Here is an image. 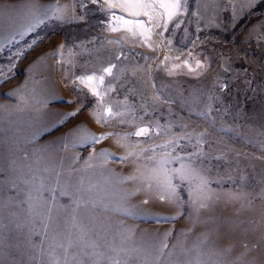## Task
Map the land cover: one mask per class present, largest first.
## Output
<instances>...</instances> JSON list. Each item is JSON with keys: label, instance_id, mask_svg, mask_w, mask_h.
<instances>
[{"label": "rangeland", "instance_id": "374dc122", "mask_svg": "<svg viewBox=\"0 0 264 264\" xmlns=\"http://www.w3.org/2000/svg\"><path fill=\"white\" fill-rule=\"evenodd\" d=\"M18 1L0 0V5L9 3L10 6H13ZM55 1V5H61L62 0ZM65 1L69 4L72 13L69 11L62 21L50 18L51 14L49 13V17H45L44 22L32 31H27V29L35 22L36 17H32L30 23L23 27L24 29L5 28L0 32V108L3 105L9 106L10 109L13 108L9 110V113H4V119L0 118V156L11 154L10 158L3 161L4 163L2 162L3 164L0 163V202H6V198L1 196H7L9 199L8 203L0 204L2 212L7 209L10 212V206L14 203L18 204L16 207L21 210L26 209L27 205L22 206L26 203H20V206L19 203H16L18 202L16 199L21 195H29L30 198L37 195L35 197L38 201H48L50 204L61 203V208L69 206L72 197L65 195L62 191L70 184L67 176L77 169L67 171L65 167L53 166L54 169L56 168L53 171L56 178L51 179L53 175H50L52 173L50 169L53 167L50 168L52 163L49 160L52 158L53 162L56 159L57 162L63 163L64 160H68L64 155L76 152L77 156L74 159L77 166L74 168L83 167L84 171L81 170V172L84 173L82 175L85 176L83 181L85 184L87 177H90V170L87 168L90 165L87 164L88 159L94 157L97 150L110 141L115 134H122L123 131L128 134V132L136 130L135 127L129 131L127 124L119 122L121 117L112 120L109 124L97 123L94 114H103L101 102L79 83V77L94 73L102 74V69L109 64H115L116 67L113 69L112 76H105L103 86L106 89L109 87L113 89L109 92L110 99H113L112 102H116L115 104L119 106L124 104V106L128 105L132 106V109L134 108L130 115L134 121H137L135 126L147 125L150 129L159 132V135L152 133L150 137L131 136L128 141L138 140L137 142L147 149L162 145L169 139H177L183 145V148L177 149V152L186 155L195 150L193 145L199 138V134L204 133L203 150L210 155L209 158L213 165L209 162L208 164L212 177L222 178L225 171L234 166L233 160H242V164H246L250 159H254L264 167V0H244L245 3L242 2L243 4L238 5L239 7L234 5L233 0H227L225 8L223 7L220 13L217 15L205 13L206 18L204 10L200 8L199 0H187L183 12L168 24L166 30L153 29L154 33L158 31L161 34H153L152 48L140 43V37H137V42H129L124 40L123 31L108 32L105 29L107 10L102 11L99 5L91 4L90 0H87V9L79 7L80 0ZM208 1L212 2V0ZM228 4L231 6L229 7ZM113 11L121 15L124 14L119 9ZM85 13L86 18L81 20L80 17ZM10 16V12L1 13L0 19L4 18L10 21ZM138 19L146 18L139 17ZM109 40L113 43H108ZM96 52L103 56L106 54L107 57L111 54L113 56L111 55L110 61L106 59L100 66L94 68L91 66V55ZM118 56L119 59H117ZM165 56L169 59L162 63ZM69 58L74 60L71 64H68ZM184 62L193 68L197 62L204 67L190 72L188 67L183 66ZM44 63L51 64L53 81L59 89V96L52 98L46 106L43 105L42 109L38 111L39 113L35 112L36 109L25 110L20 106L22 95H18L16 91L30 76L33 67ZM155 67H158V72L154 76L148 77V73L142 76V80H146L142 84L143 87L150 85L153 88L155 101H151L148 96L141 95L142 97H140L135 88L137 81L131 76L135 69L147 71ZM168 69H173L172 75L168 74ZM68 71L72 72L70 80H68V76L66 77ZM41 79L42 77L38 76L36 81ZM127 79L130 82L123 85V81ZM192 97L197 98L196 102H193ZM35 101L38 105V100ZM127 101L128 103H126ZM142 101L146 103V107L139 109ZM151 103L155 105H151ZM103 105H105L104 102ZM112 108L117 111L114 105ZM194 110L197 112L206 110L209 124L201 126L199 120L202 115L194 113ZM73 112H76L75 116H68ZM168 118L181 121V123L169 131L166 125ZM47 119L58 121L55 120L54 127H47L48 130H43ZM190 119L192 122L183 126L185 121ZM86 121H90L88 126L91 127V134H99L98 136L110 134L108 139L96 144L84 143L83 145L68 141L72 140L69 131L73 132L78 124ZM38 131L41 132L40 135L37 133ZM57 151L62 154L61 158ZM163 151L165 149L156 148V153ZM259 156L262 158H258ZM49 157L51 158L49 159ZM214 157H221V159H214ZM223 159L226 165L220 163ZM47 161L51 164L49 165ZM83 163H86L85 166ZM126 164V162L121 163L115 159L107 161L108 167L116 168L115 171ZM48 166L49 168H47ZM176 167H178V163ZM11 171L12 174H10ZM115 171L113 174L116 173ZM245 171H247L246 174L250 173L249 169ZM9 175H16L14 181H10V183ZM250 177L252 178V176ZM90 183L84 185L88 191L92 194H96L97 191L100 193V190ZM176 183L178 184L179 181ZM254 184V180H252L251 185ZM230 185L231 183L228 181L225 187L228 188ZM185 187L186 185L182 186L181 195H183ZM48 203L46 202L47 205H50ZM81 205L80 209L92 206L86 200L82 201ZM10 215H13L12 212ZM185 216L186 213L182 215V218L184 219ZM182 218L174 222L153 219L146 222H135V224L155 232V235L159 237L157 233L161 231L158 229L166 227L174 230L182 222ZM36 225L44 228L43 235L35 236L37 231L31 232L30 228L33 224L31 225L30 222L0 220V228L6 230L4 233L8 237L6 245H9L10 250L24 248L32 253V240H34L33 244L35 243L34 245L37 246L42 244L45 246L48 242L58 244L60 236L55 237L56 232L51 236L46 228L47 223L41 225L38 221ZM171 229L167 235V244L172 243L175 238V233ZM33 234L34 238L32 239ZM94 239L98 238L94 237ZM71 242L74 245L80 244L77 240L73 242V238ZM80 245L83 246V242ZM69 250L67 256L77 258L73 264H78L79 261L89 264L91 259H107L100 250L85 251L89 253V256L82 255V251H73V247ZM101 250H103L102 247ZM61 254L60 252H53L52 255L44 253L46 261L39 263L36 261L33 264H50L53 259H59L63 264L65 254ZM9 255H12L11 259L17 261L20 252L13 251ZM156 258L161 262V260H165L166 256L162 252ZM119 259L122 260L121 257ZM136 261L138 264H156L142 259H133L132 264H136Z\"/></svg>", "mask_w": 264, "mask_h": 264}, {"label": "bare ground", "instance_id": "6f19581e", "mask_svg": "<svg viewBox=\"0 0 264 264\" xmlns=\"http://www.w3.org/2000/svg\"><path fill=\"white\" fill-rule=\"evenodd\" d=\"M199 1L200 8L204 10L205 18V13H212L213 15H217L218 13H220V11L223 10L222 8H225V3L227 2V0H212V2L208 0ZM55 2V0H19L18 3H14L13 6H10L9 3L1 4L0 14H6V12H10L11 19L10 21L8 19L5 20L4 18L0 19V32L5 30V28H10L11 30L22 29L24 26L30 23L29 21L32 17L37 18L41 16L45 11L46 6L53 5ZM233 2L234 5L236 4L238 6L241 5L244 0H233ZM60 4V6H66L65 15L69 13V11H71L68 6L69 4L65 0H62ZM228 6L230 7L231 5L228 4ZM122 36L124 40L129 42L138 41L137 37L132 38L128 33L124 31L122 32ZM105 55L103 56L98 52L91 55V66L94 68L98 67L104 62V60H109L113 56L112 54V56L109 55L108 57L107 55ZM73 61V59L69 58L68 64H71ZM50 65L51 64L44 63L33 67L34 69L31 71L30 76L27 78V80L22 83L19 89L17 88L18 91L15 90L18 95H22L20 99V106L23 107V109H36L35 112H38L42 109L43 105L46 106L52 98L59 94V89L57 88L56 83L53 81V74L51 72L52 68ZM157 72L158 67L147 71H145L144 69H135V71L132 72L131 77H133L137 81L135 88L140 97H142L141 95H145L148 96L151 101H155L153 88L149 84V86L143 87L142 84L146 80L143 81L142 76H145L148 73V77H151L154 76ZM67 73L68 75H66V77L68 76V80H70L72 78V72L68 71ZM38 76L42 77V79L36 81V78ZM128 77L130 78V76ZM129 82V79L123 81V83L121 81L123 85H127ZM124 87L126 88V86ZM104 90H106V88L105 86H102L101 91L103 92ZM35 100H38V105H36ZM112 100L110 99V93L107 92L103 100L105 105H114L115 109L123 111L125 115L120 119L132 121V123L127 124V126L129 131L133 130L136 127L135 125L137 124V121H134L132 119L130 113L134 108L132 109V106L130 107L128 105L124 106V104L122 106L116 105V102L113 103ZM192 100L193 102H196L197 98L192 97ZM126 103H128V101ZM153 103H151V105H155ZM145 107L146 103L142 101L139 109ZM12 109H10V107L7 105H3L0 108V118L4 119V113H9V110ZM194 113L202 115L201 120H199L201 122V126L209 124L208 112H206V110L202 112H197V110H194ZM10 117L12 118V116ZM39 117L40 115L38 116V118ZM55 120L56 119H47L46 126L45 128H43V130H48V128H51L52 126L54 127V125H56ZM26 121L28 120L26 119ZM7 122L9 123V121ZM191 122V119L187 120L185 121L183 126H187ZM179 123H181V121H176L172 118H168L166 125L169 128V131H171L172 128L175 127V125L178 126ZM89 124L90 121H86L81 122V124H78V126L83 127L87 130V132L91 133V127L88 126ZM40 131L37 132L39 133V135L41 133ZM69 133L73 132L69 131ZM98 135L99 134L95 136ZM123 135H126V132L123 131L122 134H115L110 141L105 143L97 150V152L94 154V157L88 159L87 164L90 165L87 168L88 170H90V177H87L88 179L85 184L87 185L91 182L96 189L100 190V193H98L97 191L96 194H92L84 186L85 184L83 181L85 180V176H83L82 174L84 173L81 172V170H83V167L80 168L79 166L78 168H74L77 166V163L75 162L76 160L74 159L77 156L76 152H70V154L64 155L68 160H64V158L63 163L57 162L56 159H54L53 162L52 158L49 157V159L51 158V160L49 161H51L52 163H50V165L47 161L50 165V168L51 166L57 168L65 167L67 171L77 169L75 170L77 172L72 171L70 172L71 175L67 176V180L70 184L66 189L62 191L65 195H70L72 197V202H69V206L67 205L64 208H61V203L50 204L48 203V201H46L48 204H50L47 205L44 200L43 201L45 203L42 201H38L35 197L37 195H35L34 197L32 196L33 198H30L29 195H21L18 199H16L18 200V202L16 203H19V206L21 205L20 203H26L22 204V206L27 205L26 209L21 210L19 207H16V205L18 204L15 205L14 203V205L10 206V212H12L13 215H10V212L7 211L8 209L5 212H2L0 210V220H22L30 222L31 225L33 224V226H31L30 228L31 232L33 230L37 231V234L35 236L43 235L44 231V228L36 225V223L38 221L41 225H46L47 223L48 226L46 225V228L50 235L52 236V233L56 232V234H58H54L55 237L60 236V238L58 239V244H67L69 241H72L73 238V242L76 240L80 244L83 242V246L80 244H73V251L80 252L90 250L91 252H95L100 250L102 251L103 255L107 257V259L104 260L102 258H98V260L91 259L89 264H111V259L113 257L118 259L121 257L122 264H132L133 259L149 260V262H154L156 264H264V240L261 239L262 234H264V167L261 163L255 162L254 159H250L246 164H242V160H233L232 164L234 166L227 169L225 171V175L223 174L222 178L212 177L211 171L209 169L210 165L208 164V162L211 165L213 164L212 161H210V155L207 154V159H205L203 162L202 170L203 174L209 180L208 191L206 194L210 195L211 199L206 201V203H208L209 205L208 209H201L197 211L189 201V191L187 186L184 188L183 195L180 194V203L170 204L167 202L166 191L162 187H159L157 182L149 179L148 165L151 164V161H149L147 157L150 155V153L144 152L143 156H138V154L142 150L146 149L142 147L139 142H137L138 140H127L121 142L123 144V146H121V143H117V137ZM245 136H247V133H245ZM65 139L68 138L65 137ZM70 139L72 140L68 141H72L77 145L84 144L79 141L78 134L70 136ZM105 152L112 153L113 156L110 158H106L105 156L101 155V153ZM128 152H132L133 155L129 157L127 161H125L127 163L125 166L120 167L119 169H117V171H115L116 168L114 169L112 167H108L107 161L114 159L119 161V157L127 155ZM57 153L61 158L62 154H60L59 151H57ZM161 153L162 152L156 153L157 159L160 157ZM10 155L11 154L9 153L7 155H4V157H2L1 155L0 163L10 158ZM223 160H221L220 163L226 165L225 160ZM176 165L177 163H172L169 165V167H180L179 163L178 167H176ZM54 167L50 169L52 171L50 175H53L51 176V179L56 178L54 177L55 172L53 173V171L56 170V168L54 169ZM35 168L37 167L35 166ZM47 168H49V166ZM246 169L250 170L249 174H246ZM114 171L116 173L113 174ZM10 174H12V171ZM250 176H252V178ZM128 177H135V179H128ZM241 177H243V179H241ZM15 178L16 175H9V183L10 181H14L13 179ZM43 178L45 177L43 176ZM63 179L65 180V178ZM252 180H254V185H251ZM228 181H230L231 185L227 188L225 186L226 182ZM173 182L176 183L177 181L174 180ZM149 183H152L151 188L147 187ZM38 191L40 190L38 189ZM1 197L6 198V202H0V204H6L9 202L7 196ZM161 197H164L165 199L162 200ZM145 199L148 200L147 204L143 202V200ZM85 200L88 201V204L91 203L92 206L90 208L84 209H80V207L77 208V203L79 202L81 204L82 201ZM184 213H186V216L183 219L182 215ZM49 216L51 217V219H49ZM180 218H182L183 220L179 225L175 227L176 229L173 230L166 227L158 229L161 231L157 233L159 237L155 235V232H152L151 230L146 228L138 227V225L135 224V222H146L153 219L164 222H174ZM170 229L174 231L175 238L172 243L167 244V235L170 232ZM5 232L6 230L0 228V264H33L36 261V263H39L40 261H46L44 258L45 256L43 255L44 253H51L52 255L53 252H60L64 254L62 249L55 247V245L57 244L48 242L45 246L43 244L37 246L34 245L35 243L33 244L34 240L31 241V244L33 245L31 246L33 250L32 253L30 251H26L24 248H22V250H10L8 248L9 245H6V238L8 237L4 234ZM94 237H97L98 239L95 240ZM31 238H34V234ZM242 241H246L249 244L250 248L253 244L257 243L259 244V246L252 248V250L249 251L246 256L241 257V253L245 251V249L242 247ZM92 242L96 243V247L94 249L84 247L85 245H87V243L90 244ZM101 247L103 250H101ZM229 248L231 249V251H226V249ZM113 249H116V251H113ZM13 251L20 252V257L17 261L11 259L12 255H9L10 252ZM162 252H164L166 256L165 260H161V262L159 260L157 261V255L161 254ZM67 257L68 264H73V261L77 259H73V256ZM136 264H138L137 261Z\"/></svg>", "mask_w": 264, "mask_h": 264}, {"label": "snow or ice", "instance_id": "6c2138e0", "mask_svg": "<svg viewBox=\"0 0 264 264\" xmlns=\"http://www.w3.org/2000/svg\"><path fill=\"white\" fill-rule=\"evenodd\" d=\"M91 4L99 5L102 11H106V22L105 29L111 33H117L124 31L128 33L132 38L140 37V43L147 45L149 48L153 47L152 36L160 35V32H155L153 29H167L170 22L174 20L179 14H181L187 4V0H90ZM79 7L81 9L88 8L87 0H80ZM119 9L123 15L118 14L116 10ZM49 12L51 13L50 18L57 20H64L66 13V6L60 5H49L46 6L44 13L37 17L35 22L30 25L27 31H32L44 22L45 17H49ZM139 17H145L146 19H138ZM74 18V17H73ZM86 18V13L80 17L81 20ZM179 23V21H177ZM23 35V33H21ZM108 43H113L109 40ZM119 59V56L117 57ZM168 57H164V61H168ZM184 67H188L189 71H195L196 69H202L204 65L197 62L195 67H191L187 62H184ZM116 67L115 64H109L102 69V74H92L88 76L79 77V83L87 88L93 96H96L101 102L103 107V114H94V118L97 123L109 124L112 120H116L118 117H124L125 113L123 111H114L111 106L103 105L104 96L107 92L113 89L109 87L108 89L101 91L102 86L105 82V76H112L113 69ZM179 67V66H176ZM168 74H173V69H168ZM155 87V85H153ZM76 112L68 114V116H75ZM121 124H131L132 121L120 119ZM152 133L159 135L155 129H150L147 125H137L134 132L128 133L123 136L117 137V143L127 141L129 137H150ZM79 135V141L82 143L96 144L104 139H108L110 134L95 136L81 126L73 130V133L69 135ZM205 134H199L194 147V151L191 154L181 155L177 152V149H182L183 145L180 140L169 139L166 143L162 145H156L154 148H147L142 150L138 156H143L144 152L150 153L147 157L151 164L148 165L149 169V179L157 182L159 187H162L167 193V202L170 204L180 203V190L182 186L186 185L189 191V201L191 205L197 210L208 209L209 205L206 201L211 199L210 195H207L208 191V178L203 174L202 165L205 159H207V154L203 150V145L205 141L203 136ZM183 139V138H181ZM121 146L123 144L121 143ZM156 148L165 149L160 154V157L156 158ZM101 155L106 158L113 156L112 153H101ZM133 155L132 152H128L127 155L119 157L121 163L127 161L129 157ZM195 157V159H193ZM262 158V157H258ZM214 159H221V157H214ZM172 163H179V168H170L169 165ZM128 179H135V177H128ZM243 179V177H241ZM179 181V183H174L173 181ZM148 188L152 187V183L147 185ZM164 200V197H161ZM144 203L147 204L148 200L145 199ZM82 205L78 202L77 207ZM49 219L51 217L49 216ZM47 234V233H46ZM261 239L264 240V234H262ZM242 247L245 249L241 253V257L246 256L252 248L258 247L259 244H253L251 248L246 241H242ZM74 245L71 241L67 244L60 243L55 245L63 250L64 262L63 264H68L67 254L69 249ZM85 248H95L96 243L92 242L84 246ZM116 251V249H113ZM226 251H231V249H226ZM99 255L98 253H94ZM82 255L89 256V253L82 251ZM90 258V257H89ZM75 259V256H73ZM50 264H61L59 259H53ZM78 264H83V261H79ZM111 264H122L121 260L113 257L111 259Z\"/></svg>", "mask_w": 264, "mask_h": 264}]
</instances>
